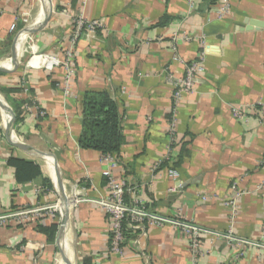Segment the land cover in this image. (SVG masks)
I'll return each mask as SVG.
<instances>
[{
    "label": "crops",
    "instance_id": "crops-1",
    "mask_svg": "<svg viewBox=\"0 0 264 264\" xmlns=\"http://www.w3.org/2000/svg\"><path fill=\"white\" fill-rule=\"evenodd\" d=\"M229 2L230 14L219 21L211 1L49 0V18L26 36L16 69L0 72V95L14 114V139L51 155L60 181L48 160L10 143L0 113V217L31 212L0 223V264H264V248L235 247L214 235L201 238L193 261L186 235L131 219L123 223L122 256L111 252L109 220L95 203L108 196L100 154L77 144L82 94L106 92L122 112L116 176L126 186L125 203L212 233L231 229L264 246V0ZM39 10L35 0H0V63L11 59L23 29L42 18ZM79 17L103 26L76 41L67 89L62 67L47 71L29 59L62 60ZM172 45L185 63L206 53L205 74L174 111L165 74L181 73L182 65L172 61ZM10 157L34 162L42 178L18 184ZM168 157L173 168H161ZM235 193L232 209L226 202ZM62 194L85 202L67 201L64 216L34 212ZM52 224L48 240L39 228Z\"/></svg>",
    "mask_w": 264,
    "mask_h": 264
},
{
    "label": "built area",
    "instance_id": "built-area-1",
    "mask_svg": "<svg viewBox=\"0 0 264 264\" xmlns=\"http://www.w3.org/2000/svg\"><path fill=\"white\" fill-rule=\"evenodd\" d=\"M190 6H193L197 1H211L216 4V8L214 9V18L216 20H223L230 14V2L229 0H187ZM73 28L71 32V36L68 40L69 46L64 52V58L57 59L50 57L48 55H33L29 59L30 66L33 67H41L46 69L47 71H52L54 68L62 67L66 74L64 76V88L69 87L72 74H73V47L76 41L81 36L82 32L85 33H93L96 29H99L103 26V23L99 20H85L83 17H79L75 19L73 23ZM177 40L176 37L173 38V41ZM184 40H187L184 37ZM172 41V42H173ZM172 61L180 63L182 65V72L176 74L174 72H166L165 81L171 87L172 95L171 98L173 100V111L179 100L183 95H189L194 93L195 86L198 84L199 79L205 74V54L200 53L194 60L185 63L180 59L177 55L175 46L172 45L171 48ZM241 109L232 110V115L234 118H240L242 115ZM36 116L43 118L45 113L43 111H37L35 113ZM170 138V144L174 143L176 140L173 136V125L168 130ZM100 164L103 166L102 175L106 181V185L108 188V196L101 200L96 201L95 203L104 211L109 220V232H110V250L111 252L122 256V244L125 241L124 233H123V223L128 219L134 220L138 223L147 222L149 226H159L160 224H168L171 225L174 229L180 231L184 235L189 238V252L192 260H196L197 256L200 253V240L205 235H214L216 238H221L225 240L228 245H232L235 247H262L264 246L244 239H240L234 235L233 230L229 229L226 233H212L201 227L191 223L186 222L184 220L177 219H169L163 216L155 215L144 210L139 202L133 203H125L124 202V194L127 193L126 186L124 182L116 176V172L119 166L118 158L114 155H101L99 158ZM260 166L264 168V155L260 160ZM168 176L173 181L178 180V174L174 170L167 171ZM261 191H264V182L259 187ZM240 195L235 193L233 198L228 199L226 202V206H230L232 209L234 208L235 200ZM68 199V198H67ZM70 206L83 203L85 200L83 198H77L76 195L74 197L67 200ZM67 204V208L69 205ZM57 205V204H56ZM61 199L58 200V212L61 213L63 209V205ZM62 209H61V208ZM51 207L40 208L35 210V213L51 211ZM31 212L28 210H23L17 213H12L7 216L0 217V223L4 222L8 219L25 218Z\"/></svg>",
    "mask_w": 264,
    "mask_h": 264
},
{
    "label": "trees",
    "instance_id": "trees-1",
    "mask_svg": "<svg viewBox=\"0 0 264 264\" xmlns=\"http://www.w3.org/2000/svg\"><path fill=\"white\" fill-rule=\"evenodd\" d=\"M121 120L120 107L109 94L84 92L81 97L80 131L77 141L79 149L118 157L119 150L124 144ZM174 145L175 141L170 145L171 148ZM170 160L168 157L163 161L161 168H173L174 165L169 164ZM7 163L14 169L18 184L42 178L40 168L34 162L10 157ZM39 229L50 240L56 231V225L52 224Z\"/></svg>",
    "mask_w": 264,
    "mask_h": 264
},
{
    "label": "water",
    "instance_id": "water-1",
    "mask_svg": "<svg viewBox=\"0 0 264 264\" xmlns=\"http://www.w3.org/2000/svg\"><path fill=\"white\" fill-rule=\"evenodd\" d=\"M43 1H45V5H42L43 6L42 7V11H43L42 18L38 19V21L36 23H34L33 25L26 26L23 29L21 37L19 38L17 36V38L14 39V41H13V47H14L13 55H12L11 59L8 61V65L5 66V65H3V63H0V72L6 73V72H10V71H13L14 69H16L18 62L20 60L22 50L24 48V42H25L26 36L31 34L33 31L39 29L48 20L49 15H50V11H51L50 5H49V0H43ZM0 106L3 108L4 112L6 113L5 115L8 118V121L4 124V130H3L6 138L17 149L24 151V152H27V153H31L33 155H36V156L41 157L43 159H46L48 161H51V164L54 166V168L56 170L55 181L59 184L60 179H59V175L57 172V165H56V162L53 159V157L47 153H41V152L34 151L30 147L24 145L23 143H19L17 140H15L14 136H13L14 114H13L11 108L6 103V101L1 96H0ZM61 202L63 205V209L61 210V215L64 216L66 213V210H67V199L65 198V196L63 194L61 195Z\"/></svg>",
    "mask_w": 264,
    "mask_h": 264
},
{
    "label": "bare ground",
    "instance_id": "bare-ground-1",
    "mask_svg": "<svg viewBox=\"0 0 264 264\" xmlns=\"http://www.w3.org/2000/svg\"><path fill=\"white\" fill-rule=\"evenodd\" d=\"M42 5H45V1L41 0L40 1V10H39V14H38V17H41L43 15V11H42ZM3 65H8V62L7 63H3ZM0 113H1V117L3 119V122L6 123L8 121V118L6 117V113L4 112L3 108L0 106ZM50 164H51V161H48ZM51 166L53 167L52 169L54 170V166L51 164ZM55 182V180H54ZM67 215V214H66ZM67 245H66V249H67Z\"/></svg>",
    "mask_w": 264,
    "mask_h": 264
},
{
    "label": "rangeland",
    "instance_id": "rangeland-1",
    "mask_svg": "<svg viewBox=\"0 0 264 264\" xmlns=\"http://www.w3.org/2000/svg\"><path fill=\"white\" fill-rule=\"evenodd\" d=\"M36 2H37V4L39 5V2H40V0H35ZM37 11H38V9H37ZM1 96V95H0ZM2 97V96H1ZM3 98V97H2ZM5 100V99H4ZM58 205V202H54V204H52L50 207L52 208V210L51 211H55L57 214H58V208L56 207L57 205ZM63 246L61 245V248H62ZM54 264V263H53Z\"/></svg>",
    "mask_w": 264,
    "mask_h": 264
}]
</instances>
